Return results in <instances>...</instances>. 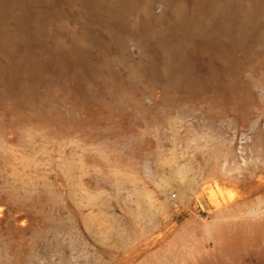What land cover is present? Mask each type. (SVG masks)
<instances>
[{
  "label": "rangeland",
  "instance_id": "obj_1",
  "mask_svg": "<svg viewBox=\"0 0 264 264\" xmlns=\"http://www.w3.org/2000/svg\"><path fill=\"white\" fill-rule=\"evenodd\" d=\"M0 264H264V0H0Z\"/></svg>",
  "mask_w": 264,
  "mask_h": 264
},
{
  "label": "bare ground",
  "instance_id": "obj_2",
  "mask_svg": "<svg viewBox=\"0 0 264 264\" xmlns=\"http://www.w3.org/2000/svg\"><path fill=\"white\" fill-rule=\"evenodd\" d=\"M181 197V196H180Z\"/></svg>",
  "mask_w": 264,
  "mask_h": 264
}]
</instances>
